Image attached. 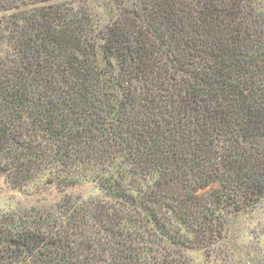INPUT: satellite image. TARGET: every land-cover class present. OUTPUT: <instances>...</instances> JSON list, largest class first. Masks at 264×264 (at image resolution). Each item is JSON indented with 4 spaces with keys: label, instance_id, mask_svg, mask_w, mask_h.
Wrapping results in <instances>:
<instances>
[{
    "label": "trees",
    "instance_id": "trees-1",
    "mask_svg": "<svg viewBox=\"0 0 264 264\" xmlns=\"http://www.w3.org/2000/svg\"><path fill=\"white\" fill-rule=\"evenodd\" d=\"M0 14V178L61 196L0 214V264L226 259L227 218L264 200V0Z\"/></svg>",
    "mask_w": 264,
    "mask_h": 264
},
{
    "label": "rangeland",
    "instance_id": "rangeland-1",
    "mask_svg": "<svg viewBox=\"0 0 264 264\" xmlns=\"http://www.w3.org/2000/svg\"><path fill=\"white\" fill-rule=\"evenodd\" d=\"M74 1L78 3L86 1L96 6L103 0ZM71 194L88 198L97 196L98 191L90 185H85L72 190ZM60 197L55 193L23 195L10 190L0 178V214L19 212L32 207L45 209L57 202ZM219 251L222 257H228L223 261L219 258L215 262L212 260V264H264V200L257 208L245 210L227 218L224 240L221 242ZM202 259H204L203 263L208 262L205 258Z\"/></svg>",
    "mask_w": 264,
    "mask_h": 264
}]
</instances>
